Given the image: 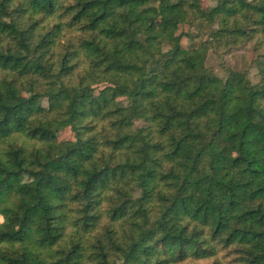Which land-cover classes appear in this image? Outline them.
<instances>
[{
  "label": "clouds",
  "instance_id": "1",
  "mask_svg": "<svg viewBox=\"0 0 264 264\" xmlns=\"http://www.w3.org/2000/svg\"><path fill=\"white\" fill-rule=\"evenodd\" d=\"M0 264H264V0H0Z\"/></svg>",
  "mask_w": 264,
  "mask_h": 264
},
{
  "label": "trees",
  "instance_id": "2",
  "mask_svg": "<svg viewBox=\"0 0 264 264\" xmlns=\"http://www.w3.org/2000/svg\"><path fill=\"white\" fill-rule=\"evenodd\" d=\"M84 6H87V5H84ZM229 203H231V201H229ZM218 223H219V220H218ZM253 235H256V234H253Z\"/></svg>",
  "mask_w": 264,
  "mask_h": 264
}]
</instances>
